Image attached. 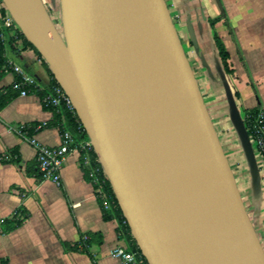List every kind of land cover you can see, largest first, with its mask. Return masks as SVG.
Segmentation results:
<instances>
[{
  "label": "water",
  "instance_id": "obj_1",
  "mask_svg": "<svg viewBox=\"0 0 264 264\" xmlns=\"http://www.w3.org/2000/svg\"><path fill=\"white\" fill-rule=\"evenodd\" d=\"M1 2L70 99L147 264H264L165 0H58L61 30L43 0Z\"/></svg>",
  "mask_w": 264,
  "mask_h": 264
},
{
  "label": "crops",
  "instance_id": "obj_2",
  "mask_svg": "<svg viewBox=\"0 0 264 264\" xmlns=\"http://www.w3.org/2000/svg\"><path fill=\"white\" fill-rule=\"evenodd\" d=\"M186 58L197 80L219 141L232 165L245 210L264 250V175L250 167L229 116L224 82L238 109H264V0H165ZM14 31L11 30L12 34ZM221 42L232 72L224 71L218 50ZM8 49V60L31 74L42 87L49 74L41 59L20 43ZM22 47V48H21ZM13 74L3 73L0 89L9 87ZM237 92L238 97L234 94ZM53 111L44 108L36 93L17 95L0 109V263L5 264H116L114 247L127 248L118 238L115 220L102 219L93 184L79 164V152H70L60 170V184L42 177L35 147L15 129L47 123L29 138L46 146L60 143L57 126L50 125ZM231 123V126L228 125ZM237 135V133H236ZM228 137V138H227ZM22 223L3 232L2 222L16 210ZM91 239L88 252L68 249L63 243Z\"/></svg>",
  "mask_w": 264,
  "mask_h": 264
},
{
  "label": "built area",
  "instance_id": "obj_3",
  "mask_svg": "<svg viewBox=\"0 0 264 264\" xmlns=\"http://www.w3.org/2000/svg\"><path fill=\"white\" fill-rule=\"evenodd\" d=\"M12 18L10 15L5 16L0 22V38L4 39V33L1 29L12 28ZM3 72H11L13 79L11 80L9 87L12 91L16 92L20 96H25L30 93H36L42 90V87L37 83L36 79L19 65L8 60L7 64L3 67ZM42 102L45 105L52 106L54 108L64 106L69 110H74L73 105L60 86H54L51 91L46 93ZM47 123H41L35 126V129H40L46 126ZM25 127L22 125L15 129L19 134L21 129ZM22 132V131H21ZM28 141L36 149L35 160L37 162L38 169L41 175L45 179L51 180L56 185L60 184V170L63 166L66 156L77 150L79 152V164L83 169L87 179L93 185L97 187L95 195L101 200L104 208H108V202L106 195L101 187L102 181L99 175V169L93 164L88 150L91 147L89 141L79 142L75 141L71 133L64 129L60 132V143L56 146H46L37 143L33 138H27ZM255 159L258 161L259 168L264 175V109H260L256 115L251 131V137L249 138ZM88 239L87 235L81 237V242ZM111 256L117 259L116 264H144L140 259V255L136 252L127 250L124 247H114L111 252Z\"/></svg>",
  "mask_w": 264,
  "mask_h": 264
},
{
  "label": "trees",
  "instance_id": "obj_4",
  "mask_svg": "<svg viewBox=\"0 0 264 264\" xmlns=\"http://www.w3.org/2000/svg\"><path fill=\"white\" fill-rule=\"evenodd\" d=\"M7 15H9V14H8L7 10L5 9V7L3 6V4L0 0V22ZM12 24H13L12 28L1 29V32L4 33L5 37H4V39L0 38V77L3 75L4 72L2 69L7 64V61H8V58L6 56L8 49H11L13 51L17 50V48H18L17 46L19 43L23 48L28 47V48L32 49L35 52V54L41 59L42 63L44 64V66H45V68L49 74L48 85L46 87L42 88V90L37 91L36 94H38L42 106L44 108H48V109H51L53 111L54 118H53L50 125L57 126L59 129V132H62L64 129L68 130L71 133V135L73 136V138L75 139V141H79V142L80 141L81 142L89 141V138H88L83 126L81 125V123L78 119V116L76 115L74 110L73 111L69 110V109L65 108L64 106H60L57 109V108H54L52 106L45 105L42 102L43 96L46 93L50 92L52 87L59 86V85L56 82V80L54 79L52 73L50 72V70L47 66V63L41 57V55L36 50V48L24 37V35L20 32V30L16 26V24L14 22H12ZM11 30L14 31L12 34L10 33ZM218 50H219L220 58H221L222 63H223L224 71L227 74L231 73L232 69L228 65V54H227L226 50L224 49L221 42H218ZM17 95L18 94L16 92L12 91L10 89V87L0 89V109L3 108L12 98H14ZM234 96H235V98L238 97L237 92H235ZM260 109L261 108H259V107H252V108H246V109L241 110V111L239 110L243 124H244V127H245V130H246L249 138L251 137V131H252L254 119H255V117L258 114ZM35 126H36V123L35 124L31 123V124L25 125V127H23L21 129L22 132L20 131V134L29 138L30 134L33 131L37 130V129H35ZM214 129H215V127H214ZM216 133H217V131H216ZM217 136H218V134H217ZM88 153H89V156H90L93 164L99 169V175H100V178L102 181L101 187H102V189L106 195V199L108 202V208H104L101 200H99L97 198V201L101 207L102 219L105 221L115 220L116 224H117L116 230L118 232V238L125 240L127 243L126 249L129 251L138 253L140 255L141 261H143L144 264H147L146 260L141 255V253H140V251H139V249H138V247H137V245H136V243H135V241H134V239L130 233L129 226H128L125 218L122 215L120 207H119L117 200L115 198V195L113 193L112 187L110 185V182H109L108 178L106 177L105 173L103 172V169H102V167L98 161V158H97L96 153L94 152L92 146L89 148ZM225 156H226V158L229 162V165L231 167V170H232V165H231L226 153H225ZM232 172H233V170H232ZM93 188L96 192L97 187L95 185H93ZM24 218H25V214H24L23 210H21V209L16 210L10 219L3 220L2 231L7 232V231H10L13 228L19 226L22 223V221L24 220ZM90 243H91V239L88 236V239L84 242H81V239H80V241L78 243H75L73 245H69L66 243H63V244H64V247L68 248V249L82 250V251L88 252V246L90 245ZM0 264H5V263H4V261H1Z\"/></svg>",
  "mask_w": 264,
  "mask_h": 264
},
{
  "label": "rangeland",
  "instance_id": "obj_5",
  "mask_svg": "<svg viewBox=\"0 0 264 264\" xmlns=\"http://www.w3.org/2000/svg\"><path fill=\"white\" fill-rule=\"evenodd\" d=\"M54 24L61 30V24H60V11H59V3L58 0H43ZM228 125L231 126V123L228 122ZM230 141H232L231 146L233 148L237 147L238 138L236 133L233 131L232 134L228 135ZM228 138V137H227ZM230 150L228 148H225V152L228 154ZM231 152V151H230Z\"/></svg>",
  "mask_w": 264,
  "mask_h": 264
}]
</instances>
